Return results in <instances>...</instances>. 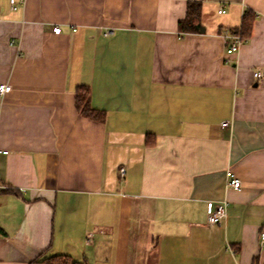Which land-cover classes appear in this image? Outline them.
<instances>
[{
  "label": "crops",
  "instance_id": "1",
  "mask_svg": "<svg viewBox=\"0 0 264 264\" xmlns=\"http://www.w3.org/2000/svg\"><path fill=\"white\" fill-rule=\"evenodd\" d=\"M192 1L202 30L182 35ZM16 2L0 0V264H264V0Z\"/></svg>",
  "mask_w": 264,
  "mask_h": 264
},
{
  "label": "trees",
  "instance_id": "2",
  "mask_svg": "<svg viewBox=\"0 0 264 264\" xmlns=\"http://www.w3.org/2000/svg\"><path fill=\"white\" fill-rule=\"evenodd\" d=\"M202 4L197 1L188 3L187 15L178 23V30L182 35L187 33H199L201 27ZM255 14L247 11L243 17L242 24L239 28L231 30L232 32L241 33L242 37L249 38L252 34V28L255 22ZM76 102L80 113L86 117L103 122L105 120V112L95 109L91 106L90 88L88 86H79L76 91ZM45 264H84L75 261L69 255L51 256L44 260Z\"/></svg>",
  "mask_w": 264,
  "mask_h": 264
},
{
  "label": "built area",
  "instance_id": "3",
  "mask_svg": "<svg viewBox=\"0 0 264 264\" xmlns=\"http://www.w3.org/2000/svg\"><path fill=\"white\" fill-rule=\"evenodd\" d=\"M11 8L12 10L17 9V2L16 0H11ZM225 8H220L219 9V14H225L226 13ZM77 29L74 28L73 31H76ZM53 32L56 34H60L62 32V28L60 26H57L53 29ZM115 30L114 29H109L105 32V36H109L114 34ZM222 36L225 38L226 41V53L227 55H232L236 52L239 51L240 47L242 44L245 43L247 38L242 37L241 33L239 32H232L229 29H226L222 32ZM254 76L256 78L259 77H264V73L262 72H254ZM11 86L9 84H0V95H4L8 92H10ZM227 125V123L225 124ZM8 150H4L0 148V154H8ZM120 172L122 175L125 174V168H121ZM228 186L239 189L241 187V181L240 179L236 178L235 176L230 174V177L228 179ZM226 207H227V202H220L218 204H213L209 203L207 205V213H208V222L210 224H221L225 218H226ZM260 243L261 246L264 247V231H262L260 235ZM232 252H234L232 250Z\"/></svg>",
  "mask_w": 264,
  "mask_h": 264
}]
</instances>
